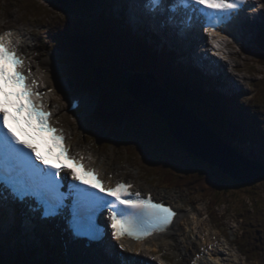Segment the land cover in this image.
I'll list each match as a JSON object with an SVG mask.
<instances>
[{
  "label": "rangeland",
  "instance_id": "obj_1",
  "mask_svg": "<svg viewBox=\"0 0 264 264\" xmlns=\"http://www.w3.org/2000/svg\"><path fill=\"white\" fill-rule=\"evenodd\" d=\"M88 1H85L83 4H77L74 7L69 8L70 14H65L62 11L55 9L51 4L45 0H0V3L3 4L4 9H0V32L3 30H6L7 28H14L18 30H35L38 32L37 36V46L39 49L32 51V58L39 57L41 53H44L45 58H48L49 52L47 49L51 45L53 46V43L51 42L52 38L54 39V36H60L63 41H66L67 37L65 36L67 32L72 31L74 33L75 30H84L82 27H88L86 29V32H90L91 28L89 26H92L91 20H93V17L90 16L94 11L99 10L97 7V3L94 4L93 8L89 4H85ZM97 7V8H96ZM9 10H12L14 13L13 15H10L6 17L4 15V12H8ZM11 12V11H10ZM99 19L102 20V17L99 16ZM6 21V22H5ZM105 21L107 23V18H105ZM261 20H258V22ZM49 24L51 26H49ZM79 24V25H77ZM47 25L50 27L49 35L45 36V33L43 31L44 26ZM77 25V26H74ZM261 25V24H260ZM261 28L263 29V34L261 36V33L258 28L253 27L249 29L250 34H252V37L257 39V41L261 42L260 37L262 40H264V23L261 25ZM81 36H83L84 31L80 32ZM260 34V35H259ZM41 35L42 38L39 39V36ZM94 38V37H93ZM62 42V41H60ZM90 42H86L87 50H90L91 47L95 49H100V53L108 55H101L97 54L95 58H97L98 62L93 63V65H98L103 67V70H105L107 73H105L102 69L98 70L100 76L102 77L101 81L107 82L109 85V82L114 85L118 82V76H116V73H123L124 71L132 70V71H140L134 67H132L133 63L131 61L130 54L126 50L119 49L117 59L112 56V52L109 46V43L106 39V37L99 35L98 39H93L92 46H88ZM68 42L65 44L64 48ZM241 46L239 49L240 57L234 56L237 59L238 64H236V74H232L234 80L236 78H240V82L236 81V84L238 86H244L248 92H251L255 87V84L260 85L264 88V66L257 65L256 62V54L251 51L248 52L249 46ZM264 47V44H263ZM47 48V49H44ZM74 50L77 49L74 45L72 46ZM234 51H236L238 48H232ZM250 49V48H249ZM79 52L75 53V61H72L73 64H81V60L87 59V56L85 55L84 51L81 49H77ZM248 52V53H247ZM60 57L66 60L70 64V58L67 57L68 52L66 50H62L60 52ZM58 57V56H57ZM56 57V58H57ZM87 62V61H86ZM59 66V65H58ZM61 72L64 73V78H70L72 73L75 70V66H69L67 67L64 65V67L61 65ZM243 71V72H242ZM144 74V73H142ZM45 76V74L43 73ZM48 83L50 84V87L46 88L45 82L42 84L46 88V90L51 94L52 100L50 102L51 106L53 107H62L63 104H65V110L63 109L62 113V122L65 126V130L70 131H77V141L80 143L83 147H88L92 149V147L86 143H90L94 146L95 149L99 151L98 156L101 158L102 156L104 159L103 161L107 160L108 165L111 167L109 174H118L122 177V179L125 180H137L141 181L144 184V187L150 188L154 187L158 191H163L165 193H170L176 195L177 201H175L178 205L182 206L184 216L186 217L180 218L179 223L180 226H178V229L181 228V232H186L188 235V241H185V245L187 248H185V256L186 254L191 253L189 256H186L185 260L187 261V264H191V258L196 254L202 251V249L209 247L210 241H219L220 240V234H224L229 241L234 240V242L237 241V239L242 234V229L245 227V225L248 223L251 227V230L244 229V237H242V242L240 245H247L252 239H255L256 242V251L258 254H262V257H251L249 255H243L241 248L237 247V245L234 243L233 246L235 248H228V244L226 243V246H222L220 244L219 247L216 246V248L213 251V258L210 256L207 258L204 256L203 258H200L198 262H203L205 264H223L225 260L227 262H232L233 264H236V261L238 258L237 255L240 258V262L243 263L244 261H249L252 264H264V180H256L250 183H235L231 179L228 178L227 175L223 174L220 170H217V168H212L207 163L202 162L198 160L197 158L189 155L185 151L182 150V148L178 145L177 141L173 139L170 135L165 133L166 126L165 124H160L159 121L157 122L155 119H152L148 113L146 117L142 119V126L140 121H137L136 124L138 126V129L133 128L134 134H136L137 139H135V136L132 135L130 138L127 136V132H125V138L121 143L115 142L111 140V144L109 147L107 144L102 143L104 139L100 137L99 135V129L100 126L95 123H92L90 121L89 112L94 107V101L90 98L95 97L91 94V96L82 95L76 98L81 99L82 97L84 100L89 101L90 104H88V107L81 104V111L84 112V115L75 116L77 112L72 111L70 109V106L74 103L73 98H66L64 97V92H61L57 85L54 84L53 80H48L50 77H44ZM240 76V77H239ZM122 78V77H121ZM260 78L262 81L260 82ZM56 79H63V77H59ZM134 79V78H133ZM64 81V79H63ZM201 81V79H200ZM260 82V83H259ZM105 88V87H104ZM65 89H68V92H76V88L71 89L68 86L65 87ZM227 90L234 92L233 88H226ZM261 88L258 87L257 90H260ZM110 92V98L114 102L122 103V100L127 103L131 104L133 101L130 97L126 96V93H122L121 96L115 97L116 93H114L110 88H108ZM213 88H209L208 91H213ZM261 91V90H260ZM262 93V91H261ZM260 93V94H261ZM234 95V94H233ZM250 93H246V96L249 97ZM75 97V96H74ZM245 99L242 96H237L236 98H239L242 102L239 101V103L245 104L250 100V98ZM211 98V97H208ZM122 99V100H121ZM218 101L219 99L216 98ZM201 101L203 99H200ZM81 101H83L81 99ZM264 101V94L261 99H258L254 102V105L252 107L253 110L258 111V116L262 118V112L264 110V106L262 102ZM213 106H210L211 108H215L217 105L214 103L213 99ZM57 103V104H56ZM90 106V109H89ZM186 106V105H185ZM189 106V105H188ZM87 115V117H86ZM220 117L222 115H219ZM234 116L237 118L236 114ZM86 118V119H85ZM236 118H234L236 120ZM207 119L213 123L214 125H218L217 122L211 117L207 116ZM85 120L87 126L92 125L93 127L90 128L93 132V136H88L83 134L82 130V122ZM259 120V118H258ZM224 122L225 120L222 119ZM262 131H264V121L261 119L257 121L256 123ZM209 128L212 129L211 125H209ZM216 130V129H215ZM225 135L222 136L224 138V143L231 147L232 149H235L243 154L246 157H250V161H255L262 159L264 160V153L259 152L258 145L253 144L249 141L246 137L243 140V143H239V141L234 139H230L231 136H229L228 131L229 128H223ZM153 132V133H152ZM163 132V133H162ZM217 132V130H216ZM238 134V133H237ZM259 133L255 132V135H258ZM257 137V136H253ZM260 138V137H259ZM150 139L151 143L148 142V146H150L151 150L153 151V156H155L154 159L156 160L158 165L156 167L150 166L149 163H144L141 158V154L139 155L138 149L139 144L143 143L145 140ZM231 140L232 142H230ZM257 138L255 139V141ZM260 140L263 143V139L260 138ZM154 141V142H153ZM101 143V144H99ZM99 144V145H97ZM155 144V145H154ZM142 144H140L141 146ZM127 146V147H124ZM234 146V147H233ZM262 149H264V143L263 145H259ZM156 150V153H154ZM92 151H94L92 149ZM95 152V151H94ZM105 155H108L106 157ZM141 156V157H140ZM143 159V158H142ZM255 159V160H254ZM144 160V159H143ZM256 162V161H255ZM254 162V163H255ZM174 164V169L178 170L180 169V175H183V173L196 177L197 174H191L192 172H198L204 173L210 171L213 176L212 178L216 179L215 185L213 187H218L220 190L217 191V195H212V198L208 195L211 193L210 188L205 185L204 180L196 182V191L200 190L198 194H189L188 192L182 191L181 189H162L160 188L159 181L157 178L151 177L152 173L156 172L158 173L159 169L165 170V173L168 174V176H172V178H176V175L178 173L175 172V170L165 169L164 167L171 164ZM162 166V167H161ZM155 170H154V169ZM215 172L217 174H215ZM240 174L243 175V177L250 176L251 174H243L242 171H238ZM252 173V172H250ZM155 174V175H156ZM214 180V179H213ZM205 196L212 200L213 205L215 204L216 208L211 211L212 218L215 221H220L223 227H217V229L212 230V235L217 234L215 236H212L210 233V227H216L213 222L206 216V213L210 209L208 199H205ZM174 197V196H171ZM192 200H196L197 204L194 205V207L191 206ZM199 216H198V215ZM243 217L245 220V224L243 222H239V218ZM207 221V223L205 222ZM210 227H209V225ZM244 224V225H243ZM184 231V232H183ZM220 233V234H219ZM200 237V238H199ZM1 238V237H0ZM224 240V239H221ZM17 243V242H16ZM14 243V244H16ZM219 242H215V244H218ZM237 243V242H236ZM3 244H8V248H10V240L5 243L0 241V247L4 248V250H0L4 256V258L7 260L8 263L13 264L16 260L17 254L16 250L13 248V250L7 248L5 246H1ZM50 246H57L61 250H63V245H52L49 242L46 243ZM194 249H193V246ZM184 245V244H183ZM41 246V245H40ZM29 249L32 248H40L39 246H35V244L28 245ZM148 249V248H146ZM46 246L43 251H38L36 254L37 261H44V255L43 253H46ZM16 251V252H15ZM242 252V253H241ZM16 254V255H15ZM174 256V257H173ZM173 258H175V255H172ZM256 259L257 261L252 260ZM190 260V261H189ZM195 260V259H194ZM210 261H214L211 263ZM223 261V262H222ZM197 262V264H199ZM216 262V263H215ZM194 264H196V261H194ZM247 264V263H246Z\"/></svg>",
  "mask_w": 264,
  "mask_h": 264
},
{
  "label": "snow or ice",
  "instance_id": "obj_2",
  "mask_svg": "<svg viewBox=\"0 0 264 264\" xmlns=\"http://www.w3.org/2000/svg\"><path fill=\"white\" fill-rule=\"evenodd\" d=\"M245 5L246 0H146V11L149 15L163 14L167 17H175L181 12L185 15L189 11L198 13L204 19L203 30L211 37L218 35L219 27L238 16ZM11 36V32L0 35V94L4 96L0 100V206L7 192L16 203L31 205L34 202L39 207L32 210L42 208L43 218H55L66 210V202L70 200V229L76 236L91 239L99 238L100 229L93 218L98 210L104 208L111 213L112 237L117 241L125 235L141 240L154 232L164 231L177 213L163 202H154L150 194L147 199L140 193L133 198L129 192L130 184L105 187L95 178L94 170L81 174L73 168L71 179L78 184L68 185L67 193L62 191L63 181L67 179L60 175L64 166L50 164L28 139H21L9 127L10 116L13 122L19 124L22 118L29 126H32L34 117L38 126L35 131L42 132L51 116L44 110L47 106L40 102L43 94L34 90L35 80L30 84L26 82L28 76L21 71L24 59L13 45ZM212 44L218 47L215 41ZM7 88L15 91L7 92ZM9 107L15 109L16 115L10 114ZM25 111L27 114L21 117ZM47 130L54 134L52 141L61 142V153H67L68 149L62 143L65 139L62 132L54 127ZM120 247L123 249L124 245Z\"/></svg>",
  "mask_w": 264,
  "mask_h": 264
},
{
  "label": "bare ground",
  "instance_id": "obj_3",
  "mask_svg": "<svg viewBox=\"0 0 264 264\" xmlns=\"http://www.w3.org/2000/svg\"><path fill=\"white\" fill-rule=\"evenodd\" d=\"M45 1H47V0H45ZM122 1H125L126 4L128 5V17H127V19L130 23L133 24L134 28H138L140 25H148V26L153 27V29L160 35V37L165 42L169 43L171 47H173L177 50L179 49L181 52L186 53L185 59L191 61L192 63H193V61H196L202 66L203 69L208 70L207 74L212 76L213 78H215L214 80H211V82L216 84L218 89L221 92H223L222 91V82L226 83L227 88L228 87L233 88L232 85H230V82L232 80L234 82H236V81L240 82V78H236L234 80V78L232 76L233 73H227L226 65H223V64L216 65L215 63H213L211 61V59H206L204 56L197 55L195 53V49H194L196 41L195 42L188 41V43H186L185 41L174 39L171 37L170 33L167 30L159 29V27L156 24H153L151 21H149L148 18H145L142 14H140L138 9L136 8V2H138L139 0H119V3H121ZM262 8L264 9V5L262 6ZM262 12H263V14H260V15L264 16V11H262ZM259 19L261 21L258 22ZM248 23H251V24H246L248 34H250L249 29L256 27L259 29L261 36H262V34H263L262 30L263 29L261 28V25H263L264 19H261L260 17H258L257 19L252 18V21L249 20ZM12 34H14L13 36H11L12 42L17 44L18 47L21 48V53L24 54L25 56H27V58H29V60L27 59V61H30L31 67H28L27 69L31 70L32 73L34 74L30 79V83L33 80H35V82H36L35 88L39 89L37 92L43 94L41 96V102L47 106L44 110L47 112H50L49 111V109H50L52 112V117L55 120L54 123H56V126L59 128L65 129V126L62 122V113H63V109L65 110L66 106H65V104H63L62 107H52L50 105L52 97H51V94H49L48 91L46 90L47 87H50V84L48 83V81L45 78H43V76H44L43 73L45 74L44 77H46V78L50 77L48 79L49 81L52 78H54V80H55L54 84L57 85V88H59L60 91H62V92L68 93V89H65V83H64L63 79H59V80L56 79V74H58L59 77L62 76V74H63L61 72L62 67H61V63H60L59 58H57L59 66L54 67L56 57L57 56L60 57V53H55L53 55L50 54L49 58H46L45 60L42 59L45 56L43 54L41 55L40 59H37L36 57L32 58V48L30 47V43H31L30 39L31 38H29V40L26 41V40H23L17 33L13 32V31H12ZM94 38L98 39L99 35H94ZM230 48H231V43L226 42L224 49L229 51ZM37 49H39V48H36V49L34 48V50H36V51H37ZM206 53H209V50H207ZM21 56L23 58H25L23 55H21ZM234 56H237L239 58L240 57L239 52L229 51V57L237 62V59ZM71 60L75 61V53H73V55L71 56ZM236 68L237 67L235 65L233 70L235 71ZM58 72H60V73H58ZM124 73H140V74H142L143 72L137 71V70H136V72L132 71V70H128V71H124L123 73H116V76H118V82H121V79H122L121 77L124 76L123 75ZM130 76L133 77L135 75H129L127 78H129ZM130 79H132V78H130ZM43 82H45L46 88L42 84ZM183 82L185 84H187L188 81L185 80ZM139 86L142 87L143 89H146L149 92L152 91L151 89H148V79L146 81L140 83ZM108 88H109V86L106 87V89H108ZM107 93H108V99H109L110 98L109 90H108V92H107V90L104 91V96L106 97ZM79 94H82V93L80 92ZM210 96L211 95H208V97H210ZM128 97H130V96H128ZM130 98L132 99V101H135L134 98H132V97H130ZM81 99L83 101H81ZM81 99L75 98L74 99L75 105L80 107L82 104V106L85 105L88 107V104H90L89 101L84 100L83 97ZM76 109L77 108L74 109V112ZM89 109H90V106H89ZM140 109L142 110V112H144L143 118L146 117L147 113L151 116H154L150 110L144 109L143 107H140ZM155 120L157 122L159 121L160 124H163L158 118H156ZM165 126H166V124H165ZM62 132L64 133V131H62ZM66 133H67V138L66 137L65 138H66L68 146L72 149V151H71L72 156L75 157L74 156V154H75L77 157L84 158L85 162L88 164L89 167H95L102 176L103 175L106 176V174H107L106 171H110V169H108L104 165L105 164L104 161H102V162L100 161V157L97 154H94L92 152V149H89L87 147H83L80 143H78V141H77L78 139L76 136V135H78V132L66 130ZM165 133H167L169 135L167 128L165 130ZM251 133L252 134H248V132L245 133V132L240 131V132H238V134H236V138L239 141V143H243V140L246 137L253 144H256V142H257V145H263L262 141L260 140V138H262V135L261 136H260V134L255 135V132H251ZM253 136H257L256 141H255L256 138ZM259 140H260V144H258ZM68 152H70V151H68ZM68 152H67V154L70 156V154ZM100 163H101V165H100ZM217 170H218V168H217ZM106 180H110V178H108ZM117 181H121V180H119L118 176L115 175L113 183H115ZM137 191L139 192L141 190H137ZM146 193H150V191H148ZM154 195L157 198H159V200H163L166 198V193H162L161 191H156V192L154 191ZM169 197H171V196H169ZM169 197H168V200L171 201V198H169ZM177 199H178V197H177ZM172 202L174 203L173 204L174 208L176 210H178V212L181 213L182 207L180 205L176 206L175 205L176 202H174V201H172ZM193 204H197V201L193 200ZM19 211L20 210H18L16 208H15V210H9V209L4 210V213L9 217V222L6 223L7 221L6 222L0 221V231H1L0 241H2V242L5 241V243H6L10 240V246L11 247L8 248V244H3L1 246H5L7 248V250H9V249L13 250L12 247H15L14 243L17 242V238H14V237L17 236L18 233L20 234L21 226H22L21 235H23L22 238L25 239V242L27 244H31L32 242H35V246H40L41 245L40 243L50 239L52 244L55 243L57 245L58 244L61 246L63 245L64 240H63V236L61 234L60 229H58L57 231H52V230H47V229H44V231L40 230L37 227V224H36L34 219L31 218V220H29L28 217L22 218L19 214ZM182 213H183V211H182ZM183 216H184V214H183ZM178 217H177V219H178ZM20 219H21V222H20L21 226L19 225V222H18V221H20ZM178 226H180V225L175 222L167 234L161 235L160 237L155 238V240H153V239L149 240V242L153 243V246L155 245V247H156L152 251H158L161 247H165L168 250L169 256L172 257V255H175V263L174 264H187V261L185 260V258H186L185 253L182 255L181 251H185V245H183L184 244L183 242H184V240L188 239V236L185 233H182L181 230L178 229ZM179 235L182 236V239H179ZM65 239H67V238L65 237ZM226 243L228 244V249L233 246L232 245L233 243L230 242L229 240H226ZM128 245H132L134 247V252L132 254H131V252L126 250L125 256H126L128 263L130 260L138 258L137 255H140L143 250H147V251L149 250L150 251V249H143L146 246V244L144 245V247L141 244H128ZM255 245L256 244L254 242V248H255ZM65 247H66L65 251H66V253H68V254L65 253L66 254V261H65V257L63 255V252L61 251V249H58L57 253L53 254V257L56 259V261H58V263H61V264H98V263H96V260H98V258L97 259L93 258L94 257L93 254L89 250L86 251L81 244L72 243L69 240V243ZM210 255H211V251H210ZM213 255L214 254L212 251V256ZM161 258H163V257H161ZM100 259L103 262L105 261V264H116L117 263L116 253H114L112 256H111V254H106L105 258H103V259L100 258ZM213 260H214V258H213ZM210 262L213 263L214 261H210ZM137 263H138L137 261L132 262V264H137ZM198 263L199 264H205L203 262H198ZM140 264H142V263H140ZM223 264H233V263L227 262V260H225V262H223ZM236 264H242V263H240V261L237 260Z\"/></svg>",
  "mask_w": 264,
  "mask_h": 264
},
{
  "label": "water",
  "instance_id": "obj_4",
  "mask_svg": "<svg viewBox=\"0 0 264 264\" xmlns=\"http://www.w3.org/2000/svg\"><path fill=\"white\" fill-rule=\"evenodd\" d=\"M98 70L100 69H96L93 74L96 79H101ZM123 75L121 86L128 96L135 99L131 104L150 110L154 115L150 116L152 119L158 118L166 124L169 135L177 139L175 140L178 145L186 153L206 162L211 167L218 168L233 182L242 184L264 180V165L246 160L229 148L223 139L208 129L204 120L184 108L159 86L152 75L140 73H124ZM129 75L135 76L127 78ZM147 79L148 89H151V92L139 86ZM117 96H120L118 91ZM238 171H242L244 175H251L243 177Z\"/></svg>",
  "mask_w": 264,
  "mask_h": 264
},
{
  "label": "trees",
  "instance_id": "obj_5",
  "mask_svg": "<svg viewBox=\"0 0 264 264\" xmlns=\"http://www.w3.org/2000/svg\"><path fill=\"white\" fill-rule=\"evenodd\" d=\"M50 2L55 8L61 10V11H66L67 6L71 7L69 3L73 0H47ZM76 3L79 5L81 4L82 0H74ZM87 1V0H83ZM84 2H82L83 4ZM68 11V10H67ZM255 53L257 54L258 58V64L264 66V49L256 50ZM135 62V66H143L145 67L146 70L152 72L156 76L162 77L163 82L167 87V90L176 96L178 99L180 98L181 101H189L191 100L194 103L197 104H206L208 109H211L214 112V115L216 118H220L221 120L224 119L222 116L220 117L219 114H217L218 108L215 106V110L211 108L210 106H213V100L208 98V95H204L202 92H199L196 87L190 83L189 81L187 84H185L183 81L186 79L182 78L180 73H175L173 72L169 66L166 65V63H162L158 59L154 58L152 55H149L146 52H143L141 49H138L135 51V55L133 58ZM187 81V80H186ZM200 99H203L202 101ZM215 103V99H214ZM100 111H104L103 107L100 108ZM99 117L96 115L94 117V121L96 123L99 122L101 127L104 128L105 132L107 130L116 129L114 131V134L118 137L119 136V131L120 129H125L128 128L131 123H135L134 121L140 120L141 117L144 116V112L138 107L136 104H119L115 107H113L111 110H108V114L105 115V112L100 113ZM227 115V114H226ZM228 116V115H227ZM229 117V116H228ZM156 119V118H155ZM225 120V119H224ZM226 122V123H225ZM225 124L229 125L231 122L229 120H225ZM240 126H242L241 122H239ZM230 129L237 134L241 130H237L233 126V124H230ZM245 131V130H244ZM243 132V130L241 131ZM246 133V132H245ZM118 140H122V138H116ZM211 172H206V173H200L197 174L196 177L193 178L190 177V175H187L189 181H202L204 180L205 185H207L209 188L214 189V185L216 182V179L210 178V176H213ZM208 174V175H204ZM208 176V177H207ZM215 190V189H214ZM212 191V190H211ZM256 244V242H255ZM33 259V256H32ZM31 260L26 258L24 255L20 257V262L21 264H30ZM0 264H4L3 257L0 255Z\"/></svg>",
  "mask_w": 264,
  "mask_h": 264
}]
</instances>
